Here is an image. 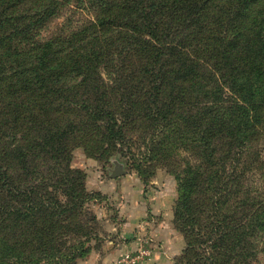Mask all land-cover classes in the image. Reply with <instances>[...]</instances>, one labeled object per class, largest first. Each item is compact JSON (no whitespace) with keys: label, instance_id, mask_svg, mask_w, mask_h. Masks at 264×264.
Here are the masks:
<instances>
[{"label":"trees","instance_id":"1","mask_svg":"<svg viewBox=\"0 0 264 264\" xmlns=\"http://www.w3.org/2000/svg\"><path fill=\"white\" fill-rule=\"evenodd\" d=\"M213 1L0 0V264L89 257L101 224L72 151L82 140L102 156L129 144L127 47L151 77L145 116L179 128L173 139L196 156L177 174L188 249L176 264L249 263L264 230V206L245 190L264 167V0ZM65 11L86 23L41 38ZM162 83L172 85L163 108Z\"/></svg>","mask_w":264,"mask_h":264},{"label":"rangeland","instance_id":"2","mask_svg":"<svg viewBox=\"0 0 264 264\" xmlns=\"http://www.w3.org/2000/svg\"><path fill=\"white\" fill-rule=\"evenodd\" d=\"M215 1L217 0L213 1L214 4L211 8H218ZM234 4L235 0L232 4L233 9ZM169 11L171 12V9ZM182 15L185 16V14ZM162 17L166 18L165 15ZM85 18V15L80 13L62 12L42 29L41 38L48 39L59 34H70L86 23ZM123 43L126 44V41ZM124 50L129 52L125 63L126 70L132 69V67L135 69L134 79L130 83L134 87L135 93L130 103L134 117L126 125L129 144L118 145L110 154L102 156L101 152L96 150V144L82 140L79 141L80 145L74 146L72 151L71 165L86 173L87 188L95 194V198L90 201L89 206L98 215L101 224L100 236L93 240L90 255L95 253L104 256L115 251L123 238L117 234L118 230L113 228L121 227L129 220L132 214L123 210V207L128 206L136 210L134 215L140 218L139 222L146 221L149 229L151 227L162 230L166 228V233L164 230L160 233L161 235L158 234L154 237L157 257L160 264H176L177 261L181 262L183 258L187 257L188 249L187 238L185 233L180 230L179 222L176 221L175 216L180 183L177 174L182 171L187 161L195 162L196 156L191 148L187 150L184 148L185 144L181 142L178 146L177 139H173L178 136L179 128L170 126L159 129L160 121L153 123L145 116L144 93L150 87L151 77L142 73L144 62L142 60L139 63L140 55L137 54V50L132 51L128 47ZM203 53L202 51L199 55L203 56ZM191 55L193 54L191 53ZM129 73V75L133 74L130 71ZM102 75L107 79L105 70H102ZM180 85L184 89L187 88V84L181 83ZM161 86L159 105L163 108L169 103L172 85L162 83ZM230 92L227 91L223 96L227 97ZM202 98H204L203 95H201ZM256 149L261 151L264 159V135L258 141ZM117 167L123 169L124 173L114 177L112 173ZM245 184L247 187L245 190H249L248 194L255 199L254 209L263 210L264 167H257L256 171L249 173ZM158 194L162 195L163 199L153 201V197ZM156 201L164 202L163 205H167L166 208L163 209ZM158 207L160 208L158 209ZM168 234L169 239L165 237ZM255 243L256 254L248 264H264V230L257 233ZM198 251L202 252V249H198ZM89 257L80 259L77 264H83ZM117 257L110 263L115 264ZM101 263L99 259L95 264Z\"/></svg>","mask_w":264,"mask_h":264},{"label":"crops","instance_id":"3","mask_svg":"<svg viewBox=\"0 0 264 264\" xmlns=\"http://www.w3.org/2000/svg\"><path fill=\"white\" fill-rule=\"evenodd\" d=\"M161 199H163L162 198V195H159V194L158 195H155L153 197V201L154 200L159 201ZM157 204L161 205L163 209L166 208V206H167V205H165V206L163 205L164 202H161V203L160 202H157ZM159 208L160 207H158V209ZM123 210H127V212H130V215L131 214L132 215L129 217V220H127V222L125 223V225L123 224L121 227L119 226L118 228L117 227H114L113 228V229H117L118 230L117 234H119V236L123 238V240L121 239V243H119V245L117 246V248L115 249V251L109 252V253H107L104 256L103 255H96L95 253L91 254L90 257H89V259L87 261H85L83 264H93V263L95 264L96 262L99 261V259L102 262L101 264H104V263L112 264L110 262L112 260L113 261L115 260V258L117 257L118 253H120V251L126 249L127 247H133V246L136 245V239H135V237H136V235L138 233L151 234L154 237H156L158 234H160L164 230H165V233H166V228L164 230H162L161 228L160 229H157V227H155V228L151 227L149 229L148 224L146 223V221L139 222L140 218H138L137 216L134 215V213L136 211L135 209H131V207L125 206V208L123 207ZM163 236H164V234H163ZM165 237L169 239V234L167 236H165ZM159 262L160 261L158 260L157 252H156L155 258L151 261V263H148V264H157Z\"/></svg>","mask_w":264,"mask_h":264},{"label":"built area","instance_id":"4","mask_svg":"<svg viewBox=\"0 0 264 264\" xmlns=\"http://www.w3.org/2000/svg\"><path fill=\"white\" fill-rule=\"evenodd\" d=\"M136 245L122 250L115 264H148L156 256L154 236L138 233L135 237Z\"/></svg>","mask_w":264,"mask_h":264},{"label":"water","instance_id":"5","mask_svg":"<svg viewBox=\"0 0 264 264\" xmlns=\"http://www.w3.org/2000/svg\"><path fill=\"white\" fill-rule=\"evenodd\" d=\"M123 173H124L123 169H121L120 167H117V168L113 171L112 175L115 177V176H119V175H121V174H123Z\"/></svg>","mask_w":264,"mask_h":264}]
</instances>
